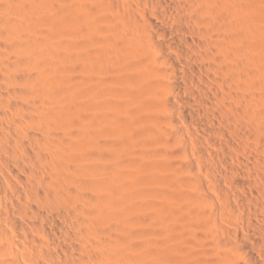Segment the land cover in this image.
<instances>
[{
	"label": "bare ground",
	"instance_id": "1",
	"mask_svg": "<svg viewBox=\"0 0 264 264\" xmlns=\"http://www.w3.org/2000/svg\"><path fill=\"white\" fill-rule=\"evenodd\" d=\"M0 264H264V0H0Z\"/></svg>",
	"mask_w": 264,
	"mask_h": 264
}]
</instances>
